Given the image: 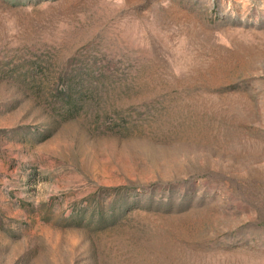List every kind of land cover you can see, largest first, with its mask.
Segmentation results:
<instances>
[{
	"label": "rangeland",
	"instance_id": "obj_1",
	"mask_svg": "<svg viewBox=\"0 0 264 264\" xmlns=\"http://www.w3.org/2000/svg\"><path fill=\"white\" fill-rule=\"evenodd\" d=\"M0 264H264V0H0Z\"/></svg>",
	"mask_w": 264,
	"mask_h": 264
}]
</instances>
